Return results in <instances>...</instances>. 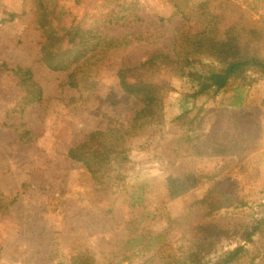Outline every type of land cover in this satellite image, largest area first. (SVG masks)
Listing matches in <instances>:
<instances>
[{
  "label": "rangeland",
  "instance_id": "rangeland-1",
  "mask_svg": "<svg viewBox=\"0 0 264 264\" xmlns=\"http://www.w3.org/2000/svg\"><path fill=\"white\" fill-rule=\"evenodd\" d=\"M55 1L64 10L47 11L53 32L65 36L64 43L73 37L78 46H97L93 50L101 55L68 71L50 69L40 60L43 38L35 0H0V264H71L77 247H89L95 264H142L158 247L169 245L188 246L195 253L193 264L219 261L231 240L193 238L179 230L177 219L219 174L233 183L236 201L217 211L213 221L231 223L235 230L254 224L262 210L264 183L252 180L264 177V165H253L246 157L227 161L208 150L173 158L168 151L177 142L170 140L181 128L172 119L183 105L194 106L208 129L235 95L264 118V77L258 74L250 85L236 89L232 84L217 95L185 102L191 87L188 72H203L210 62L203 55V37H221L218 31L229 25L260 28L264 0H189L185 15L175 14V0ZM183 34L192 54H183L180 62L163 60L153 72V80L166 87L163 126L129 136L133 113L143 103L134 96L126 99L119 68L148 54L177 60L174 48ZM233 42L241 58L264 59V35L244 34ZM260 127L263 140V123ZM107 128L128 176V190L104 199L88 169L72 163L68 151L90 131ZM173 165L195 173L199 185L178 191ZM140 187L144 204L132 206L131 194ZM134 228L137 232H130ZM249 248L233 264H251Z\"/></svg>",
  "mask_w": 264,
  "mask_h": 264
},
{
  "label": "trees",
  "instance_id": "trees-1",
  "mask_svg": "<svg viewBox=\"0 0 264 264\" xmlns=\"http://www.w3.org/2000/svg\"><path fill=\"white\" fill-rule=\"evenodd\" d=\"M188 2L189 0L184 2L175 0L174 5L177 8L175 14L185 15V8L189 6ZM35 5V13L43 38L40 60L46 66L55 71H68L72 66L80 64L82 60L84 64L93 63V59L101 55V53L97 54V50H93L97 46L89 43L78 46L74 43L73 37L64 43L65 36L53 32V28L46 21V13L55 9L62 12L63 5H59L55 0H35ZM12 15L15 16V13ZM260 22L262 24L260 28L249 24V26L229 25L223 31H218L221 37H203V55L210 62L205 64L203 72H188L187 77L191 81V87L185 93L186 103L206 93L217 95L232 84L238 85L236 89L250 85L256 79L255 74L264 77V59L258 56L241 58L239 47L233 42L244 34L264 35V13ZM97 25H100L99 22H96ZM174 50V57H177V60L171 58L169 54H148L147 58L138 63L125 62L119 68L118 83L126 99L134 96L140 98L143 103V107L133 113L127 131L129 136H143L151 129L163 126L166 87L153 80V72L163 60L180 62L183 54L185 58L192 54L187 34L179 38ZM89 71L94 72L92 68H89ZM240 98V95H235L230 105L221 107L208 129L202 126V117L199 118L200 111L194 113V106L183 105L182 112L172 119L173 125L181 128V134H175L170 140L171 143L177 142V146L168 151L169 156L182 158L190 151L208 150L228 161L233 158L239 160L255 152L261 141L262 118L260 111H255L258 110L256 107L249 111L246 107L249 104H243ZM110 132L112 130L109 128L90 131L84 139L68 151V157L72 163L81 164L88 169L97 190L101 192L104 199L128 190V176L124 165L118 160L119 150ZM170 170L178 182V191H190L199 185L200 178L195 173L181 172L174 165L170 167ZM217 175L215 174L212 178L213 183L210 187L191 202L188 213L177 219V227L182 233L201 241L231 240L232 247L219 261L212 264H233L241 256L249 254L251 246L253 251L251 263H256L259 258L258 264H264V201L260 204L262 210L257 216V221L254 224L247 223L249 225L244 226V230H235L228 222L213 221L217 211L228 208L236 201L233 183L225 176ZM143 194V187L139 188V193L131 194L132 206L144 204ZM133 224L138 225L139 222ZM130 232H137V228L130 229ZM134 237L140 236L136 233ZM91 252L89 247L75 248L72 252L71 264H95ZM194 255L195 253L188 246H180L178 249L172 245L160 246L142 264H193Z\"/></svg>",
  "mask_w": 264,
  "mask_h": 264
},
{
  "label": "crops",
  "instance_id": "crops-1",
  "mask_svg": "<svg viewBox=\"0 0 264 264\" xmlns=\"http://www.w3.org/2000/svg\"><path fill=\"white\" fill-rule=\"evenodd\" d=\"M262 122H261V124L263 123V125H264V118L261 120ZM264 137V136H263ZM217 156V155H216ZM220 157V156H219ZM243 157V156H242ZM244 157H246L247 159H251V163H253V165H257V166H263L264 165V138H263V140H262V138H261V141H260V143H259V148L255 151V152H253V153H251L250 155H247V156H244ZM243 157V158H244ZM243 158H241V159H243ZM234 159V158H233ZM240 159V158H239ZM238 169V168H237ZM236 170V169H235ZM239 170V174H244V172H243V170L241 169V168H239L238 169ZM260 171H262V168H260ZM254 181H256V183L255 184H260L261 182H263L264 183V177H258V175H256L255 176V178L252 180V182L254 183ZM261 181V182H260ZM264 185V184H263ZM248 186V185H247ZM248 187H251V185H249ZM255 187H258V186H255ZM264 189V188H263ZM261 202H263L264 201V198H262L261 200H260ZM247 205V202L245 203V206ZM244 243V242H243ZM232 247V246H231ZM227 249H230V248H228L227 247ZM261 254H263V252L261 253ZM259 259V258H258ZM257 259V260H258ZM257 260H256V263H254V264H258V262H260V259H259V261L257 262ZM252 264V263H251Z\"/></svg>",
  "mask_w": 264,
  "mask_h": 264
}]
</instances>
